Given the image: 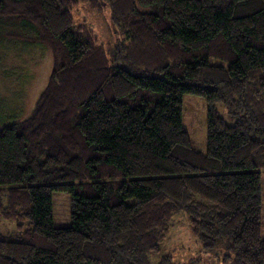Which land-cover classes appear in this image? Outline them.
I'll use <instances>...</instances> for the list:
<instances>
[{"label":"trees","instance_id":"trees-1","mask_svg":"<svg viewBox=\"0 0 264 264\" xmlns=\"http://www.w3.org/2000/svg\"><path fill=\"white\" fill-rule=\"evenodd\" d=\"M80 2L109 8L111 52ZM0 21L53 57L31 113L0 129V220L16 225L0 264H152L179 212L203 247L264 264V0H0ZM184 94L207 100L205 152ZM53 191L72 197L68 227Z\"/></svg>","mask_w":264,"mask_h":264},{"label":"rangeland","instance_id":"rangeland-1","mask_svg":"<svg viewBox=\"0 0 264 264\" xmlns=\"http://www.w3.org/2000/svg\"><path fill=\"white\" fill-rule=\"evenodd\" d=\"M140 8V7H139ZM141 11H146L141 9ZM72 16L85 24L97 41L109 52L121 39L110 20L106 6L94 8L87 2L73 6ZM20 28L0 21V129L26 118L32 111L40 91L46 85L51 72L53 57L44 44L11 36ZM23 31V30H22ZM207 100L202 96L184 94L182 97V127L191 145L205 152L207 141ZM218 114L228 123L234 119L225 105L215 103ZM261 172V236L264 238V169ZM73 210L72 197L67 191H53L51 218L55 227H68ZM0 232L4 235L15 231V223L0 220ZM223 248L207 249L197 240L184 212L175 214L171 226L160 244V249L150 257L152 264L170 255L167 264H231Z\"/></svg>","mask_w":264,"mask_h":264}]
</instances>
